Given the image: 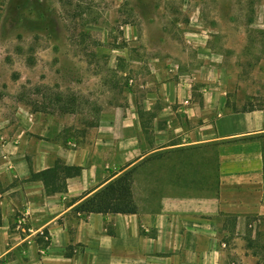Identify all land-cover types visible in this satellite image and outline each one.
I'll return each mask as SVG.
<instances>
[{"label": "crops", "instance_id": "1", "mask_svg": "<svg viewBox=\"0 0 264 264\" xmlns=\"http://www.w3.org/2000/svg\"><path fill=\"white\" fill-rule=\"evenodd\" d=\"M132 26H123L126 36L135 34ZM148 59L123 72L132 90L105 100L81 138L54 133L37 113L19 115L8 127L0 117V264L254 259L244 241L264 228L263 98L258 107L251 98L253 107L233 109L222 85L195 84L181 69L191 65L186 55L178 62L159 54ZM58 165L79 172L57 168V188L48 192L51 185L37 174ZM129 169L136 212L76 210Z\"/></svg>", "mask_w": 264, "mask_h": 264}, {"label": "rangeland", "instance_id": "2", "mask_svg": "<svg viewBox=\"0 0 264 264\" xmlns=\"http://www.w3.org/2000/svg\"><path fill=\"white\" fill-rule=\"evenodd\" d=\"M157 54L191 58L181 69L195 84L222 85L233 109L258 107L264 0H0V117L8 127L37 113L54 133L86 136L102 103L132 90L123 72ZM263 233L245 236L250 264H264Z\"/></svg>", "mask_w": 264, "mask_h": 264}, {"label": "trees", "instance_id": "3", "mask_svg": "<svg viewBox=\"0 0 264 264\" xmlns=\"http://www.w3.org/2000/svg\"><path fill=\"white\" fill-rule=\"evenodd\" d=\"M65 175L76 174L79 168L58 165L56 169L41 171L37 176L43 180L48 192L57 188L55 183L58 180V172ZM134 169L124 171L112 181L108 182L101 189L94 192L91 196L82 201L76 210L82 213L88 212H112V213H134L136 205L132 198L131 185Z\"/></svg>", "mask_w": 264, "mask_h": 264}, {"label": "built area", "instance_id": "4", "mask_svg": "<svg viewBox=\"0 0 264 264\" xmlns=\"http://www.w3.org/2000/svg\"><path fill=\"white\" fill-rule=\"evenodd\" d=\"M129 82H132L131 80H129ZM27 218H28V211H27V209L25 210V211H23L20 215H19V217H18V219H17V227L18 228H21L25 223H26V220H27ZM40 253H44V250H40Z\"/></svg>", "mask_w": 264, "mask_h": 264}]
</instances>
